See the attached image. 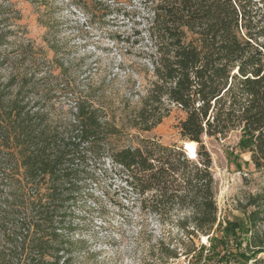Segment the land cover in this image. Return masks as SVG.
<instances>
[{
	"label": "trees",
	"instance_id": "trees-1",
	"mask_svg": "<svg viewBox=\"0 0 264 264\" xmlns=\"http://www.w3.org/2000/svg\"><path fill=\"white\" fill-rule=\"evenodd\" d=\"M142 5L146 86L123 141L104 90L47 65L53 47L11 38L0 11V264H76L84 248L73 236L74 208L105 159L142 209L162 221L175 209L183 213L175 225L191 247L181 256L264 264V181L240 208L243 218L213 237L217 207L203 143L240 132L238 148L264 174V0ZM62 97L72 103L66 111L56 106ZM171 107L185 114L178 135L196 145L194 160L177 145L138 135L160 125ZM200 237L209 239L207 250H196Z\"/></svg>",
	"mask_w": 264,
	"mask_h": 264
},
{
	"label": "rangeland",
	"instance_id": "rangeland-1",
	"mask_svg": "<svg viewBox=\"0 0 264 264\" xmlns=\"http://www.w3.org/2000/svg\"><path fill=\"white\" fill-rule=\"evenodd\" d=\"M0 11L5 13L11 38L22 43L29 39L42 49L53 47L47 65L53 64L80 85L104 90L109 118L120 128L121 141L125 140L132 113L139 106L138 94L146 86L142 0H0ZM71 105L69 97H62L56 106L66 111ZM184 118V113L171 107L160 125L138 135L184 151L177 128ZM239 137L240 132L223 140L203 137L217 207L213 237L222 236L226 222L243 218L240 208L264 181V174L253 169L250 154L238 148ZM74 213L73 236L84 248L76 264H198L181 256L191 247L175 225L183 213L175 209L167 218L170 221H162L142 209L109 159L84 180ZM208 242L200 237L193 244L197 251L207 250ZM173 252L178 258H169Z\"/></svg>",
	"mask_w": 264,
	"mask_h": 264
},
{
	"label": "bare ground",
	"instance_id": "bare-ground-1",
	"mask_svg": "<svg viewBox=\"0 0 264 264\" xmlns=\"http://www.w3.org/2000/svg\"><path fill=\"white\" fill-rule=\"evenodd\" d=\"M185 148H186V150H184V151L188 155V158L191 160H194L196 157L195 144L194 143H186Z\"/></svg>",
	"mask_w": 264,
	"mask_h": 264
},
{
	"label": "water",
	"instance_id": "water-1",
	"mask_svg": "<svg viewBox=\"0 0 264 264\" xmlns=\"http://www.w3.org/2000/svg\"><path fill=\"white\" fill-rule=\"evenodd\" d=\"M183 148H184V150H186V148H185V143L183 144ZM187 155V154H186ZM188 156V155H187Z\"/></svg>",
	"mask_w": 264,
	"mask_h": 264
}]
</instances>
